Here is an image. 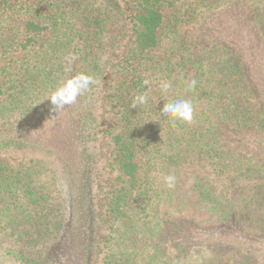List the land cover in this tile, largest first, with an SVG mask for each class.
I'll return each instance as SVG.
<instances>
[{
	"label": "trees",
	"instance_id": "1",
	"mask_svg": "<svg viewBox=\"0 0 264 264\" xmlns=\"http://www.w3.org/2000/svg\"><path fill=\"white\" fill-rule=\"evenodd\" d=\"M31 1L0 0V151L31 146L43 159L0 162V264H94L92 139L100 131L89 122L100 66L101 80L111 69L116 76L106 95L114 124L101 129L117 173L106 264H187L188 253L166 247L194 237L213 264H264V40L236 38L258 25L264 0ZM210 13L220 34L201 46L197 31ZM131 34L132 45H122ZM80 74L95 83L54 109L51 94ZM144 93L148 103L133 108ZM176 99L193 104L191 123L161 112ZM49 111L51 134L37 139L34 124ZM49 164L68 209L41 179Z\"/></svg>",
	"mask_w": 264,
	"mask_h": 264
},
{
	"label": "rangeland",
	"instance_id": "2",
	"mask_svg": "<svg viewBox=\"0 0 264 264\" xmlns=\"http://www.w3.org/2000/svg\"><path fill=\"white\" fill-rule=\"evenodd\" d=\"M27 3L31 6H33L35 3L31 0H25ZM260 3L259 0H254L251 4L252 7H255ZM258 25L256 22H252V29L248 28H242L244 31L242 33L237 34V39L239 42H242L244 45H254L251 42H249L250 38H255L257 41L256 45H260V40L263 39V33H264V25L260 24L264 20V15L260 13L258 16ZM211 22V23H210ZM202 25H205L204 29L200 30V32L197 31V34L199 36L198 44L201 46H207L210 45L211 42V36H214V39H217L219 36V30L221 27H218V18L216 14L210 13L202 22ZM208 28V29H207ZM224 31H226L225 28H222ZM249 34V36H248ZM132 37L133 34L129 35L122 45H132ZM196 31L195 29H190V35L188 36V41H190L192 38L196 39ZM252 38V40H253ZM209 39V40H208ZM227 41H223V45H225L227 48H229V44L226 43ZM248 42V43H247ZM218 44L221 45L220 42ZM263 45V42L262 44ZM123 46H120L122 48ZM114 59H117L116 57ZM116 61V60H115ZM110 64L109 66H111ZM98 77L95 83L94 88L92 89V92H94V98H93V117L91 118L89 124L90 127H95V129H98L96 134L98 133V136L96 135L93 140V155H92V166H91V179L93 183V194L91 196V204L93 207V204H95L94 208V231H95V242L94 246L96 248V251H98V255L94 261V264H106L105 257L108 254H103L102 252L105 251L103 246L105 245V240L108 235L109 226H111L112 221L107 217V202L108 198L110 196V191L116 186V177L117 173L112 168L113 166L110 164L111 161V150L110 146L108 144V138L103 134L101 135V129L106 130L112 128L114 124V117L112 110L110 107L106 104V95H107V89L110 88L111 84L116 80V76L113 74V69L108 71L106 73L105 78L101 80V66L98 68ZM71 91V90H70ZM70 106V104H68ZM50 114V115H49ZM49 114L45 116V120L42 122H39L38 120L35 122L34 131L35 136L37 139L41 138L42 136L48 138L51 134V128L53 127H45L53 118V112L49 111ZM92 124V125H91ZM31 137V136H30ZM31 146L25 147L22 150L17 149H9L6 148L4 150L0 151V162L5 164H15L18 163L20 160H25L26 162H29V160H43L42 157H40V154L38 152H33ZM44 157V156H43ZM34 161H30L32 163ZM33 164V163H32ZM48 168L41 176V179L43 181L48 182V190L54 193V204L57 206L60 205L61 209L63 210L64 207L68 209V200L66 199V194L62 193L61 189L63 190L64 187H60L56 182L52 183V176L54 175V167L50 164L47 165ZM50 176V177H49ZM57 193V195H56ZM59 203V204H57ZM169 210L173 216H180V214H184V212L180 213L181 209L179 208H166ZM164 211V208L163 210ZM212 222L211 220H208ZM158 229V228H157ZM156 230V229H155ZM197 231L202 232L203 230L201 228H198ZM179 236V235H178ZM241 236V235H240ZM241 237H239L240 239ZM197 237H194L190 240H183V239H176L175 241H172L167 247L164 245L170 252L173 254L180 253L183 254L184 252L188 253L185 258L182 257L183 260L187 261V264H213V262L210 261L211 255H207L204 250H202L203 246L199 242L197 243ZM205 245V244H204ZM163 246V245H162ZM202 250V251H201ZM231 250V249H228ZM204 253L207 255L206 257L201 256V253ZM100 252V253H99ZM200 253V256H194L195 254ZM222 253V252H221ZM144 255H142L143 257ZM223 259V258H221ZM138 262V261H137ZM136 262V263H137ZM255 263V262H254ZM4 264H10V263H4ZM139 264H144L142 262H139Z\"/></svg>",
	"mask_w": 264,
	"mask_h": 264
},
{
	"label": "clouds",
	"instance_id": "3",
	"mask_svg": "<svg viewBox=\"0 0 264 264\" xmlns=\"http://www.w3.org/2000/svg\"><path fill=\"white\" fill-rule=\"evenodd\" d=\"M95 83L93 77L80 74L79 76L65 82L61 87L57 88L50 97L51 105L54 109H60L64 104L74 103L77 97L83 92L87 91L91 85ZM71 86V91L65 90ZM172 87L169 81H163L160 84V89L163 93L167 94ZM196 87V81L192 80L187 84V88L192 90ZM149 101L147 93L137 95L133 98V108H137L140 105H145ZM163 114L169 118L170 121H182L185 123H191L193 120L194 107L193 104L185 99H176L174 101L164 103L161 110ZM175 177L168 175L165 177V182L172 187L174 185Z\"/></svg>",
	"mask_w": 264,
	"mask_h": 264
}]
</instances>
